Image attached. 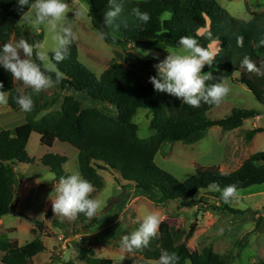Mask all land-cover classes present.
<instances>
[{"label": "trees", "instance_id": "16d2710c", "mask_svg": "<svg viewBox=\"0 0 264 264\" xmlns=\"http://www.w3.org/2000/svg\"><path fill=\"white\" fill-rule=\"evenodd\" d=\"M83 1L89 7V16L94 28L108 33L103 40L110 45L121 47L129 57L148 69L156 71L154 65L162 59L145 56L135 51V48L130 49V44L134 47L136 43L152 41L179 50L178 41L185 35L196 38L206 48H210L214 43L219 44L213 65H205L202 69V74L212 72L216 77L206 83L210 85L221 79L226 82L237 75L239 82L264 106V76L249 73L241 67L245 55L258 66L264 59V45L260 44L264 39V13L244 21L233 17L216 0H124L123 18L129 20L128 34L124 38L121 28L119 31H113L103 26L108 0ZM31 2L34 0H30ZM134 7L150 14L151 19L147 24L130 15ZM27 11L25 6L22 12ZM22 12L17 10V0H0V48L11 42L14 29L21 21ZM133 30L135 34L131 37ZM201 31H204L203 34H200ZM112 32L121 38L113 37ZM238 36L244 38L243 47L237 46ZM36 40L44 42L43 31L34 41ZM57 67L63 73V79L59 83L61 90H74L109 104L118 115L110 116L98 109H83L80 102L69 95L64 97L61 110L39 118L40 113L57 103V99H45L40 103L32 97L34 107L28 112L23 125L14 130H6L0 126V218L9 216L18 207V178L14 166L35 163V159L27 152L33 133L39 134L41 143L49 148H53L57 141L76 148L79 152L80 173L97 191L104 187L101 172L108 171L123 182L125 187L132 186L143 192L156 193L159 197L156 202L161 205L166 202H180L185 204L183 206L192 208L198 206L197 198L201 192H212L207 187L212 182H218L221 188L236 184L238 192L264 185V152L250 156L236 171L226 173L218 168L202 167L197 168L196 173L185 181L177 179L156 163V157L165 145L187 141L194 135L206 133L214 127L225 131L239 129L246 120L261 116L257 109H236L226 118H210L209 114L218 105L202 102L200 107L193 108L183 104L181 99L158 93L150 82L146 83L141 71L122 62H112L102 75L97 77L80 62L76 41L71 45L67 59L57 64ZM0 82L3 83V89L0 90L7 92L11 110L14 113L20 112L21 108L16 103L19 95L15 81L2 66ZM141 109L148 110L152 116L149 129L153 134L148 138L141 136L139 125L134 121ZM261 133H264L263 127L251 130L247 133V140L250 141ZM67 162V157L58 154L47 155L41 160L44 166L50 167L56 174L57 182L61 176L68 175L63 168ZM222 203L223 205L212 204L210 208L227 211L235 216L245 214L244 211L233 209L223 200ZM87 220L88 217L80 214L75 218V224L85 223ZM97 221L98 219H93L84 230L90 232ZM36 227L39 231H44L43 222H37ZM194 229L195 225L179 245L176 241L177 233L158 231V235L141 251L145 264H156L162 249L177 253L178 264H227L226 259L215 253L211 247L192 255L188 240ZM36 231L35 228L33 233ZM46 249L40 237L21 246L19 241L11 239L8 233L0 235L2 264H34L33 260ZM79 258L86 264H116L112 259L95 258L92 251L85 247L81 250ZM258 264H264V261Z\"/></svg>", "mask_w": 264, "mask_h": 264}, {"label": "rangeland", "instance_id": "374dc122", "mask_svg": "<svg viewBox=\"0 0 264 264\" xmlns=\"http://www.w3.org/2000/svg\"><path fill=\"white\" fill-rule=\"evenodd\" d=\"M145 1V0H137ZM233 17L249 21L256 14L264 13V0H216ZM70 7L78 9L81 15L75 16V11L67 14L79 49V60L97 77H100L112 62H122L127 66L141 71L146 83L151 76L157 75L153 69L141 66L135 59L129 57L124 50L116 45H110L98 36L89 16V7L83 0L73 3ZM31 18V13L28 14ZM123 37L126 38L128 29L121 26ZM43 31L44 44L49 50L54 43L51 35L43 27H33L30 21L21 20L15 27L11 42L25 37L30 43ZM201 31L200 34H203ZM115 38H121L116 33H111ZM135 34L133 30L131 37ZM219 44H212L210 49L218 51ZM130 49L148 55L165 59L168 52L178 51L167 48L156 42H139ZM139 64V65H138ZM225 83L231 91L225 100L209 114L210 118L223 119L232 114L236 109H257L261 116L246 120L243 126L233 131H225L214 127L206 133L196 134L189 140L174 144H167L158 153L156 163L165 171L174 175L181 181L188 180L197 168H218L230 173L239 169L244 161L253 154L264 152V133L257 134L252 140H247V133L259 127L264 128V106H262L252 92L239 82L238 76L228 79ZM56 85L39 94L30 91L22 82L15 81V88L19 96L31 94L40 103L45 99L56 98L57 103L50 109L40 113L39 118L54 111L61 110L66 93L73 94L80 102L83 109H98L110 116H117V111L109 104L94 100L85 94L74 90H61ZM8 96V95H7ZM6 108L0 104V126L12 130L15 124L25 123L21 115L14 113L8 102ZM261 118V119H259ZM152 119L148 110L141 109L134 121L139 125L143 138L150 137L149 125ZM16 127V126H15ZM30 157L35 159L32 165L15 164L14 169L18 178L17 199L18 208L3 218L4 227L0 228V235L8 233L10 238L19 241L21 246L40 237L46 246V251L39 254L34 264H86L80 260L81 250L85 247L92 251V255L99 259H112L116 264L132 263L145 264L142 250L128 253L120 247L123 235L136 230L145 215L158 212L161 218L159 232L167 230L177 233V244H181L191 233L188 247L192 255L201 253L205 248L211 247L215 253L224 257L227 264H258L264 261V185L254 186L247 191L239 192L238 197L230 204L233 209L244 211V215L235 216L227 211L213 210L210 205H223L219 192H201L198 195L197 207H185L180 202H156L158 195L154 192H143L132 186L125 187L116 176L108 171L101 172L104 187L97 191L95 188L91 198L100 201L97 215L88 218L85 223L75 224V219L57 216L52 211V200L55 199L56 174L50 167L44 166L41 160L50 154L65 156L68 162L64 171L70 174L79 171V152L69 144L57 141L53 148L41 143V137L33 133L27 146ZM58 183V182H57ZM93 219H98L95 227L86 232L85 226ZM33 220L44 223L41 232L35 226L31 228ZM58 223V224H56ZM1 225V224H0ZM37 229L33 233L34 229ZM75 231H78L76 233ZM151 262V261H150ZM153 262V261H152ZM0 264H2L0 262Z\"/></svg>", "mask_w": 264, "mask_h": 264}, {"label": "clouds", "instance_id": "9594fccd", "mask_svg": "<svg viewBox=\"0 0 264 264\" xmlns=\"http://www.w3.org/2000/svg\"><path fill=\"white\" fill-rule=\"evenodd\" d=\"M72 2L76 3L78 0ZM25 6L28 11L22 12ZM17 10L22 12L21 20L30 21L33 27L43 26L51 35L54 43V47L50 50L51 57L43 42L36 40L30 43L25 37H21L15 42L5 43L0 48V66L11 74L13 81H20L39 94L62 81L63 73L58 69L57 64L67 59L71 45L78 39L71 21L67 19V14L75 11V16H79L81 12L70 7L66 0H34L31 3L30 0H17ZM29 13L32 14L31 18ZM123 13L124 0H108L103 26L113 31H119L121 26L127 29L129 20L123 18ZM130 15L144 24L151 19L150 14L142 12L139 7L132 8ZM107 35L108 33L102 30L98 31L101 39ZM243 39V36L237 37V46L243 47ZM260 44L264 45V39ZM178 45V51L168 52L165 59L154 65L157 75L149 78L154 90L181 99L183 104L193 108L200 107L202 102L210 105L221 104L229 95L230 87L223 79L209 85L206 82L215 80L216 77L212 72L202 74L205 65H213L217 52L202 46L196 38L188 35L180 37ZM148 54L144 53L145 56ZM241 67L249 73L264 76V59L258 66L245 55ZM0 89H3L2 82ZM7 102V92L0 90V104ZM16 103L24 112H30L34 107L31 94L17 97ZM207 187L209 191L219 192L225 203L233 202L239 195L236 184L221 188L218 182H212ZM94 190L93 184L79 171L61 176L54 189L56 195L52 200L53 213L69 220L77 218L80 214L88 218L95 217L100 208V201L91 198ZM160 224L161 218L158 212L145 215L136 230L121 237V249L131 253L146 248L158 235ZM178 261L177 253L162 249L156 264H178Z\"/></svg>", "mask_w": 264, "mask_h": 264}, {"label": "crops", "instance_id": "0c3cea01", "mask_svg": "<svg viewBox=\"0 0 264 264\" xmlns=\"http://www.w3.org/2000/svg\"><path fill=\"white\" fill-rule=\"evenodd\" d=\"M72 0H66V2H71ZM124 14V13H123ZM123 17H125V15H123ZM219 48H220V46H218L217 47V49L219 50ZM103 73V72H102ZM102 75V74H101ZM58 88H61L60 86L58 87ZM67 95H65V96H74L73 94H70V93H66ZM8 97V96H7ZM3 107H5L6 108V105L5 104H3ZM22 111V110H21ZM21 111L20 112H18V114H16V115H21L22 113H21ZM100 111H102V110H100ZM27 113V112H26ZM27 115H28V113L25 115L24 113H23V116H22V118H24V121L26 122V117H27ZM259 119H261V118H259ZM18 124H15L14 125V128L12 129V130H14V129H16L18 126H17ZM23 125V124H22ZM16 126V127H15ZM19 126H21V125H19ZM55 183H56V185L58 184L56 181H55ZM19 201V200H18ZM19 206H20V204H19ZM18 206V207H19ZM17 207V208H18ZM29 221H32L31 222V228L33 229V227H35L36 225H35V223H34V221L33 220H29ZM0 228H1V226H2V228L4 227V220H3V218H0Z\"/></svg>", "mask_w": 264, "mask_h": 264}, {"label": "water", "instance_id": "95a60500", "mask_svg": "<svg viewBox=\"0 0 264 264\" xmlns=\"http://www.w3.org/2000/svg\"><path fill=\"white\" fill-rule=\"evenodd\" d=\"M131 51H133V50H131Z\"/></svg>", "mask_w": 264, "mask_h": 264}]
</instances>
